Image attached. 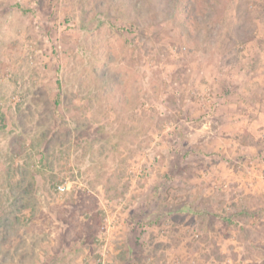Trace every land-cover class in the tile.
<instances>
[{"label": "rangeland", "instance_id": "374dc122", "mask_svg": "<svg viewBox=\"0 0 264 264\" xmlns=\"http://www.w3.org/2000/svg\"><path fill=\"white\" fill-rule=\"evenodd\" d=\"M0 264H264V0H0Z\"/></svg>", "mask_w": 264, "mask_h": 264}, {"label": "trees", "instance_id": "16d2710c", "mask_svg": "<svg viewBox=\"0 0 264 264\" xmlns=\"http://www.w3.org/2000/svg\"><path fill=\"white\" fill-rule=\"evenodd\" d=\"M203 1V3L206 5V6H208V7H210V8H212L213 6H215V2H216V0H202ZM213 5V6H212Z\"/></svg>", "mask_w": 264, "mask_h": 264}, {"label": "built area", "instance_id": "2783aa9c", "mask_svg": "<svg viewBox=\"0 0 264 264\" xmlns=\"http://www.w3.org/2000/svg\"><path fill=\"white\" fill-rule=\"evenodd\" d=\"M58 190H59L60 194H63L67 191V187L66 186H59Z\"/></svg>", "mask_w": 264, "mask_h": 264}]
</instances>
